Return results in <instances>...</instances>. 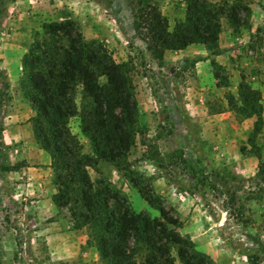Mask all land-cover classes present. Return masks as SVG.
Listing matches in <instances>:
<instances>
[{
    "label": "trees",
    "instance_id": "obj_1",
    "mask_svg": "<svg viewBox=\"0 0 264 264\" xmlns=\"http://www.w3.org/2000/svg\"><path fill=\"white\" fill-rule=\"evenodd\" d=\"M161 1L134 2V29L160 63L167 50H184L192 44L219 54L222 19L226 17L238 27L245 21L238 11L251 14L243 4L227 9L209 0H182L184 17L171 26L160 8ZM128 66L117 62L104 43L87 40L76 20H48L35 33L22 60L20 90L35 112L31 118L34 137L53 158L56 205L69 210L74 228L89 229L88 243L97 248L104 264H218L179 232L183 221L174 209L160 196L144 193L138 180L129 175L128 157L138 135L139 102ZM9 88L0 69V133ZM259 99L258 90L248 82L241 83V107H235L244 116L256 118L255 134L263 124ZM73 118L78 119L79 129L90 143L89 154L72 132ZM99 161L125 173L159 215L136 212L128 197L102 173L93 179L89 168L97 169ZM262 164L260 161L258 174Z\"/></svg>",
    "mask_w": 264,
    "mask_h": 264
},
{
    "label": "rangeland",
    "instance_id": "obj_2",
    "mask_svg": "<svg viewBox=\"0 0 264 264\" xmlns=\"http://www.w3.org/2000/svg\"><path fill=\"white\" fill-rule=\"evenodd\" d=\"M93 1L95 3V0L79 2ZM98 1L99 6L94 4L97 8L95 13L84 3H75L73 8L80 12L81 20L72 10L70 0H28L24 15L18 13L15 0H0V29L15 26L29 30L33 39L44 22L73 19L79 22L87 40H93L96 33L95 40L104 43L117 62L128 63L127 74L139 102L138 135L128 157L131 164L129 175L138 180L144 193L160 196L168 207L174 209L183 221L179 232L193 240L198 249L210 255L216 263L263 264L264 245L257 238L264 232V207L257 210L250 206L262 198L264 162L261 161L260 173L255 176H233L230 171L233 160L229 159L228 163L227 157H222L220 150L213 148L210 141L204 139L206 136L201 137L200 132L190 128L188 123L191 117L187 112L191 108L187 107L189 101L185 98L188 91L185 89L194 87V83L189 84L190 77H194V59H188L182 67L171 63L154 65L145 45L139 41V35L129 34L128 29L132 28L130 17L136 13L135 0H123L121 4L115 0ZM246 1L239 0L240 3L236 1L233 4L244 5ZM229 3L227 9L233 5ZM160 8L173 26L175 20L183 19L186 5L182 0H163ZM115 11L121 12L120 15ZM123 13L125 15H121ZM238 14L241 21H245L241 29L239 26L237 29H247L250 16L241 9ZM15 15L16 20L13 19ZM95 16L97 21L87 22V18ZM119 16L120 20L117 19ZM251 40L256 53L250 56L260 60L261 64L264 61L262 35L252 36ZM80 99L81 95L78 103ZM70 126L84 145L85 153H91L90 143L82 135L78 119L73 118ZM256 136L254 127L243 126L236 136L238 148L229 147L228 153L232 156L237 150L242 154L252 152L259 155L262 150L255 143ZM1 148L0 142V156L3 153ZM250 167L252 173L254 166ZM99 172L116 190L128 197L136 212H146L151 217L159 215L125 173L111 165L89 168L93 179L100 177ZM13 205L0 203V264L54 263L44 247V235L34 232L40 228L39 217L29 215V212L24 215L26 212H21L20 207L14 208L17 212L11 211ZM245 253L250 254V259Z\"/></svg>",
    "mask_w": 264,
    "mask_h": 264
},
{
    "label": "crops",
    "instance_id": "obj_3",
    "mask_svg": "<svg viewBox=\"0 0 264 264\" xmlns=\"http://www.w3.org/2000/svg\"><path fill=\"white\" fill-rule=\"evenodd\" d=\"M15 1L18 13H27L28 0ZM79 1L70 0L69 3L81 20L82 15L76 11V7L73 8L75 3H84L86 8L94 10V13L97 11L94 4L100 5L96 1ZM121 1L123 0H115V3L121 4ZM209 1L222 5L230 2L231 5L237 0ZM244 3L251 12L248 28L238 30L224 17L218 42L221 50L219 54H213L202 44H192L184 50H167L160 63L148 50L147 44L139 40L145 45L156 66L171 63L172 66L182 67L188 59H194V77L189 80V84L194 83V87L185 89L188 91L185 98L189 101L187 107L191 108L187 112L191 117L188 123L190 122V128L200 132L201 137L206 136L204 139L210 141L213 148L219 149L222 157H227V161L233 160L230 171L233 176L241 178L257 175L260 161L264 162V61L260 64V60L250 56L256 53L252 36L262 35L261 50H264V0H247ZM130 18L132 28H129L128 32L131 36L136 34L135 15ZM13 19L16 20L17 15L13 16ZM117 19L120 20V16ZM86 20L89 23L97 21V18L95 16ZM239 27L241 29V25ZM29 34V30L24 31L15 26L0 29V69L4 71L10 85V100L4 106L3 131L0 138L3 151L0 156V203L8 202L10 207L14 204L11 211L17 212L14 208L20 207L21 212H26L24 215L29 212V215L39 217L40 228L34 232L44 235V247L50 259L54 261L52 264H104L97 248L88 243L89 229L74 228L69 210L58 208L55 202L57 189L54 185L53 158L39 146L34 137L31 118L35 112L20 90L22 60L33 40ZM242 82H248L260 93L263 124L255 139V143L262 150L259 155L252 152L242 154L241 151L234 150L231 156L227 151L229 147L238 148L236 136L243 126L255 129L256 118L246 117L237 109L241 107L239 91ZM191 91L195 94H191ZM76 133L78 134V131ZM220 154L218 153V156ZM106 165L111 164L99 161L97 166ZM251 165L254 166L252 173L249 169ZM261 194V201L255 202L250 208L256 207L259 210L264 207V188ZM257 241L264 245V232Z\"/></svg>",
    "mask_w": 264,
    "mask_h": 264
}]
</instances>
